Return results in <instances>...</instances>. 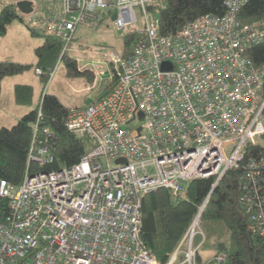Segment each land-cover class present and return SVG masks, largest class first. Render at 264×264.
<instances>
[{
	"label": "built area",
	"instance_id": "2783aa9c",
	"mask_svg": "<svg viewBox=\"0 0 264 264\" xmlns=\"http://www.w3.org/2000/svg\"><path fill=\"white\" fill-rule=\"evenodd\" d=\"M153 3L52 0L22 14L27 27L62 43L61 56L79 26L95 29L113 13L115 29H132L137 40L131 55H108L116 74L110 90L67 112L65 127L93 141L78 162L29 174L30 163L54 160L38 109L21 182L0 181L9 209L0 222V264H160L141 238L142 195L162 188L181 198L191 180L212 177L215 185L230 169L239 170L237 201L264 254V65L247 55L264 29L239 22L247 0H223L222 15L159 35ZM136 119L144 124L132 126ZM207 200L164 264H196ZM226 262L222 249L207 264Z\"/></svg>",
	"mask_w": 264,
	"mask_h": 264
},
{
	"label": "trees",
	"instance_id": "16d2710c",
	"mask_svg": "<svg viewBox=\"0 0 264 264\" xmlns=\"http://www.w3.org/2000/svg\"><path fill=\"white\" fill-rule=\"evenodd\" d=\"M153 6L159 11V35L173 34L199 16L222 15L225 12L223 0H154ZM14 18L20 17L15 13L13 5H5L0 9V34L5 33L6 25ZM238 20L242 24H259L264 29V0H247L238 11ZM29 29L32 33L36 32L35 29ZM121 32L123 48L120 55L127 57L136 45V31L126 29ZM61 52L62 43L45 36L44 45L36 50L38 60L35 68L43 71L41 76L47 75L49 78L58 57H63ZM247 55L256 67L263 66L264 40L252 47ZM67 65L74 68L76 75L94 74L89 70L75 68L72 61ZM109 65L111 71L108 82L103 92L99 91L95 98L107 93L116 81L112 64ZM18 68L13 63L0 62V81L3 76L13 74ZM16 92L19 102H30L29 85H18ZM39 108L42 113L40 131L48 127L52 133L48 139L54 160L42 167L30 163L29 174L71 166L93 146L88 134H74L65 127L70 107L63 105L57 96L44 94L41 101L21 116L16 124L10 128H0V181H6L12 186L21 182L27 168L32 125ZM238 173L239 170H228L214 187L212 177L191 180L181 198L174 199L168 190L162 188L142 195L141 238L160 264L166 263L176 249L207 196L208 200L199 218V226L205 237L197 250L195 263L201 264L200 250L204 247L211 256L224 249L227 253L226 264H264L262 239L250 230L248 217L237 201ZM8 212L7 199L0 197V222L4 221Z\"/></svg>",
	"mask_w": 264,
	"mask_h": 264
},
{
	"label": "rangeland",
	"instance_id": "374dc122",
	"mask_svg": "<svg viewBox=\"0 0 264 264\" xmlns=\"http://www.w3.org/2000/svg\"><path fill=\"white\" fill-rule=\"evenodd\" d=\"M2 1L4 5L13 4L15 7L20 0ZM41 6L37 8L38 12ZM15 13L21 18L22 13L16 7ZM20 18L12 19L6 25L5 33L0 34V57L11 58L13 61L10 62L19 67L13 74L3 76L0 81V128H10L16 124L21 116L41 101L44 94L57 96L67 107H85L99 91L104 90L108 82L111 71L108 55L112 53L120 55L123 48L122 32L115 29L110 18L105 17L104 22L95 29L79 26L73 34L65 56L58 57L54 73L51 79L47 80V75L35 74L36 50L44 45L45 35L39 28L32 33ZM69 61L73 62L75 68L89 70L94 74L76 75L74 68L67 65ZM18 85L31 87L30 102L17 100ZM143 124V119H136L132 126ZM260 143H264L263 138L260 139ZM204 249L203 247L200 250L201 264H207L213 257Z\"/></svg>",
	"mask_w": 264,
	"mask_h": 264
},
{
	"label": "crops",
	"instance_id": "0c3cea01",
	"mask_svg": "<svg viewBox=\"0 0 264 264\" xmlns=\"http://www.w3.org/2000/svg\"><path fill=\"white\" fill-rule=\"evenodd\" d=\"M52 0H38V2H36V0H20V1H18L17 2V4H19V3H25V2H30L31 3V7H32V9H34V8H38L39 6H41L40 7V10L41 11H43L44 10V4L46 3V5H49L50 4V2H51ZM3 5H4V2L2 1V0H0V9L3 7ZM6 5H13V4H6ZM5 6V5H4ZM14 6V5H13ZM15 7H16V9H18L17 8V5H15ZM20 10V9H19ZM21 13L22 14H24L25 13V10H24V8H22L21 10ZM31 12V11H30ZM21 18H22V16H21ZM10 61H13L11 58H2V57H0V62H3V63H13V62H10ZM35 62H37V56H36V60H35ZM103 91H101V92H99V93H102ZM69 107H73V106H69Z\"/></svg>",
	"mask_w": 264,
	"mask_h": 264
},
{
	"label": "water",
	"instance_id": "95a60500",
	"mask_svg": "<svg viewBox=\"0 0 264 264\" xmlns=\"http://www.w3.org/2000/svg\"><path fill=\"white\" fill-rule=\"evenodd\" d=\"M17 8L20 9V10L22 8H24L25 13H28V12H30L32 10L30 2H25V3H22V4L19 3V4H17ZM148 8H151V7H148ZM114 19H115V13H113L112 16H111V20H114ZM263 79H264V77H263ZM119 162H123V159H118L116 161V163H119Z\"/></svg>",
	"mask_w": 264,
	"mask_h": 264
},
{
	"label": "bare ground",
	"instance_id": "6f19581e",
	"mask_svg": "<svg viewBox=\"0 0 264 264\" xmlns=\"http://www.w3.org/2000/svg\"><path fill=\"white\" fill-rule=\"evenodd\" d=\"M112 16V15H111ZM110 20H111V17H110ZM113 20H111V22H112ZM111 63V62H110ZM217 184V183H216ZM215 184V185H216ZM214 184H213V187L215 186ZM205 207V206H204ZM204 209V208H203ZM203 211V210H202ZM202 213V212H201ZM196 215V214H195ZM201 215V214H200ZM195 217V216H194Z\"/></svg>",
	"mask_w": 264,
	"mask_h": 264
}]
</instances>
